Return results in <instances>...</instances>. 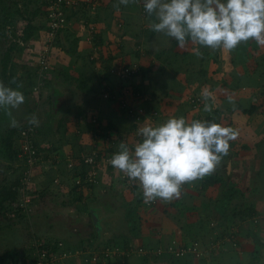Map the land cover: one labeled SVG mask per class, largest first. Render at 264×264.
Returning <instances> with one entry per match:
<instances>
[{
	"label": "crops",
	"instance_id": "crops-1",
	"mask_svg": "<svg viewBox=\"0 0 264 264\" xmlns=\"http://www.w3.org/2000/svg\"><path fill=\"white\" fill-rule=\"evenodd\" d=\"M39 1L41 8L38 7L34 12L38 11V24H34L31 20L28 21L24 13L23 23L27 21L31 24H27L25 27L22 26L23 23L19 25L24 30H26V27L29 28V25L35 27L33 37L28 40L30 45H34L35 41L43 39L44 36L43 11L45 0ZM95 1L97 2L95 12H92L90 8L70 11V19L65 35L67 42L71 41L70 35H74L73 39L78 41L79 48L85 51L93 49L92 44L89 42L90 26L87 25V22H91L90 25H94L96 28L101 27L102 30L103 25L110 35L109 38L114 36L113 30L117 28L116 24L118 22L126 24L124 29L126 32L128 30L132 32L135 26L140 25V23H147L149 29H151V18L144 19L141 14V17L139 16L140 7H142L139 0L137 3H130L128 6L120 5L119 8L113 7L117 0ZM89 18L90 21H88ZM149 31L152 32V30ZM98 35L95 42L100 43L102 34ZM159 35L167 38L165 46L171 47V56L168 61H166L167 56L165 54L156 56L153 60L155 61V67L157 65L161 68L159 73L161 77L154 76L158 70L148 72V74L144 73L146 70H144L143 63L148 58L145 53L131 55L134 59H130L132 60L131 63L133 61L140 62L143 67L142 73H144L133 79V85L139 87L144 95L151 99V103H145L148 108L160 112L161 118L153 121L149 118L137 121L129 118L124 112H120L118 120L117 117L114 120L112 116L108 115V120L103 121V115L100 117L99 113L101 107L96 105L93 112L97 114L91 113V116L98 117L97 120L101 130L98 134L93 119L91 116L88 117V113H81L80 118L76 119L62 113L61 108L64 107L67 100L61 101L60 98L69 96L71 97L70 103H74L77 96L75 98L73 94L68 95L69 89H65L64 84L55 85L56 81L54 80L56 77L59 78V75L64 76L66 80L68 79L64 75L65 71H56L57 76L51 73L53 78L47 81L44 87L46 90L40 95V98H43L44 101L48 96L49 89L52 94L46 99L49 102V108L41 115L38 110H35L30 117L35 115L40 120L45 116V118H48L47 124H52L57 119L58 131L65 125L64 128L69 129V133H65L64 129L62 130V139L64 140L65 134L68 133L73 141L69 144V149L55 148V150L53 149L55 146L50 148L48 152L50 155L49 163H52L51 158L55 154L64 155V158H80L89 154L94 145L98 147L108 145L110 146L109 152L114 154L119 151V144L124 142L134 151L135 144L142 141V137L137 135L138 129L145 124H150L153 127L162 124L167 121L165 115L168 119L180 116L188 121L197 119L198 117L194 116L195 114L189 112L191 107L186 100V96H184V92L189 91L187 89V85H190L189 81L199 91L201 90V94L203 91L212 93V99L209 101L213 105L211 114L216 117L218 124L231 127L238 133L236 139L229 142L228 155L222 158L212 174L185 184L181 196L170 202H164L157 198L146 203L138 181L122 180L124 174L119 170L113 168V166H102L97 186L80 191L78 197H76V208L73 210L72 216L69 217V225H65L64 230H61V232L54 233L55 230H53L54 232L47 234L46 237L61 241L66 248L72 250H87L88 248L96 250L106 245H117L137 250L139 248L156 250L159 248L166 249L174 241H177L181 245L198 243L206 252V255L202 258L175 259L169 254L156 257L150 253L142 252V254H138L136 251L130 257L116 258L106 264H256L258 261L257 254L260 255L258 246L264 244V46L257 45L255 41L241 43L234 50L239 53L241 59L239 56L238 59H230L231 66H229L226 62L228 58L224 57L228 53L226 50L213 51L201 47L203 58H199L192 51L196 47L195 45L189 43L184 49H181L174 39H168L167 36L161 33ZM63 36L64 34H62V39ZM20 50L26 52L24 56H27V62H21L19 72L20 74L25 73L28 77L32 75L29 80L33 84L34 75L31 74L29 68L34 65L37 66L35 58L32 54L29 56L26 49L20 48ZM161 57L162 59H160ZM178 57L187 60L185 61L186 64L184 62L182 66V68L185 66L186 70L184 79L183 77L179 79L178 77L182 76V72L176 71L178 67L175 65L179 60ZM126 58L129 59L127 56ZM110 60L116 62L114 65L118 64L113 56ZM167 62H171L170 71L169 69L166 70L163 65ZM190 65H194V69H197L195 73L193 71L191 73ZM69 75L70 73H68ZM70 78H72V75H70ZM170 78L174 79L173 84H170ZM102 79L105 81L106 77L104 76ZM104 81L103 84H105ZM184 81L186 84H184ZM56 90L61 91L63 94L55 95ZM66 91L68 92L66 93ZM55 96L58 100L56 104H54ZM229 96L232 97L234 105L229 103ZM105 99L107 98L105 97ZM106 101L112 104V106H109L111 109L113 108L116 112L119 110L117 103L110 102L109 99ZM218 107H224L225 110H220ZM79 110L85 109L80 108ZM119 117L126 118L127 124L125 123L123 126L119 124ZM63 120L66 121L61 126ZM37 129L36 140L38 146L45 149L40 141V136L43 134V129H45L44 125L39 122V128L37 127ZM109 138L112 139L111 143L108 141ZM43 158L45 162H42V165L46 166L49 164L46 162L48 158H45V156ZM228 160L232 162L230 176H227L223 170V166ZM38 173L40 175L41 170ZM44 173L47 177V180L43 179L45 187L51 186L53 180L50 177L55 179L56 176L60 177L62 183L69 184L70 187L73 184V173L66 167L65 171L61 167H56V169L50 167L49 170L45 169ZM111 178L113 180L109 182ZM48 187L40 192L42 199L43 197L45 199L49 198L47 197ZM58 191L55 193L59 195L64 193L63 188ZM86 193L89 195L87 196ZM41 198L35 199L34 216L40 209L41 203H44ZM72 206L74 205H71L70 208ZM94 207L98 213L107 208L108 213V215H104L102 211L101 218L97 214L99 219L97 223H95L91 213L95 209ZM105 216H107L106 221H104ZM100 221L109 224L105 227L104 233H102L104 226L99 228ZM115 226H117V229ZM5 228L6 226L0 225L3 232H6L4 231ZM6 233L9 234V232ZM58 233H63V238L56 235ZM0 246V259H4L2 255L8 253L5 250L8 244L3 246L0 243ZM29 251L30 248L24 256L25 258ZM24 257L12 256L10 260L25 259ZM64 264L88 263H85L84 259L79 256L70 258Z\"/></svg>",
	"mask_w": 264,
	"mask_h": 264
},
{
	"label": "rangeland",
	"instance_id": "rangeland-1",
	"mask_svg": "<svg viewBox=\"0 0 264 264\" xmlns=\"http://www.w3.org/2000/svg\"><path fill=\"white\" fill-rule=\"evenodd\" d=\"M139 4H141V2ZM40 6H41V3L39 0H0V82H2L5 86L12 87L13 89H17L21 91L25 97L24 103L18 109L12 110L13 117L18 122V127H15V128L10 127V118L6 115L3 109H0V142H1V135H4V134L8 135L11 130H20L25 124H27L28 119L33 111L38 110L41 115L43 114V112H46L48 110L49 102L46 99H48V96L52 94L50 93L48 89V96L44 101H43V98H40V95H42L46 90V88H44L46 85V82L49 79L51 80L54 74L55 76H57L56 71H59V72L65 71L64 75L68 77V79L66 80L64 76L59 75V78L56 77L55 80L53 79L54 81H56L55 85L64 84V86H66L65 89H69L70 96L71 94H73L75 98L77 96V98L74 100V103H70L71 97L69 96L67 97L66 95H65L66 98L62 97V100H65V99L67 100L66 101L67 103L64 105L63 108H61V111L63 114L68 115L69 117H72V119H76V118H80L79 115L81 116V113L85 112V113H88V117L90 118L91 113H94L93 108L96 107V105H100L101 109L99 110V113H100V117L103 115L102 116L103 121L108 120V115L110 117L112 116L114 120L117 117L116 119L118 120V115L121 114L120 112L123 113L122 108L118 104L119 110L117 112L114 111L113 108L111 109L109 107V106H112V104L107 103L108 101H106L107 99H105V96H104V92L106 91L105 89L107 88L110 82L108 81V78H106L105 81L102 79L104 76H107V75L108 77H110L109 73L107 72L108 70H106L105 66L108 63L113 62L112 63L113 65L114 63H116L114 61H111L110 58L113 56L114 60L116 59L115 61H117L118 64H121L124 66L126 62L131 63L132 60L130 59H134V57H131V55L145 53L148 58L147 60L144 61L143 65H144V70H147L151 65V61H153L156 56L165 54L167 56L166 61H168V59L171 56V53H170L171 47L165 46L167 42L166 40L167 38H165L164 36L161 37L159 33L157 34L155 33L156 36L152 37V32H148L151 29H149V26L147 23H143V24L140 23V25L135 26L132 32H130V30L126 32L124 31L126 24L121 28L119 23H123V22H118V24H116L117 28L113 30L114 36H112L111 34L112 38H109L110 35L106 32L105 27H103L102 25L103 30L101 29V27L97 28L98 33L102 34L101 42L98 45H96L97 46L96 49L94 45H92L93 49H89L88 50L89 53L88 51H85L82 48H79L78 46L79 44H77L76 51L74 54H69L64 50H61L58 47V45H56V47L53 50V54L51 55V58H52L51 68L52 69L49 73H47L44 76L45 81L43 82V85L40 87V89H42L43 92L42 90H39V88L38 89L36 88L37 89L36 90L35 86L38 85L39 83V80H38L39 68L35 65L29 68L31 71V74L34 75L32 79L33 84H31V81L29 80L30 79L29 77H32V75L28 77L26 76L25 73L20 74L19 66L21 65L22 61L27 62V56H24V53L26 52H24L23 50H20L19 45L13 42L14 38H16L15 36L16 27H13V26H19L21 23H23L24 18L19 15L21 12L23 14L25 13L28 21L31 20L34 24H38L37 18L39 17V15L34 16L33 13ZM140 14L141 16H143L144 19L150 18V17L144 16V14L141 11V7H140L139 16ZM10 18H12V23L6 26L5 19L10 20ZM27 24H31V23L26 21L23 23L22 26L25 27ZM65 37L66 36L64 34L63 41L64 43H68ZM73 37L74 35H70L71 41H69V43L72 46L75 45L74 44L75 39H73ZM105 37H107L108 39H106ZM138 43H141V46H142L141 48H138L137 46ZM7 52H9L10 54V61H9V68L7 72V77L8 76L9 77L6 79L2 75V60L4 59L3 57L5 53ZM126 56L129 59H127ZM238 56L240 58V55L238 52L234 50H232V52L228 51V53L224 55L225 58L226 57L228 58V61H226L227 65L231 66L230 59L231 60L238 59L237 58ZM178 58L179 60L175 65L176 67H178L176 71L180 73L182 72L181 73L182 76L178 78L182 79L181 77H183L184 79L186 70H185V66L183 68L182 66L184 65L183 63L187 60L182 57H178ZM160 59H162V57ZM188 64H191V63H188ZM163 65L165 69L168 70L169 66L171 65V62H167ZM15 66H18V67H15ZM190 68H191L190 69L191 73L192 71L195 73V71L197 70V69H194V65H190ZM160 69L161 68H159V66L157 65L155 67V64L152 66V72H154V70L155 71L158 70L156 71L154 76H160L159 74L161 72ZM170 70L171 69H169V71ZM51 73L53 75H51ZM68 73L72 75V78H70V75L68 76ZM13 75L15 78L18 79L22 87L14 88L12 86L10 79L13 78ZM254 80H256V78H254ZM103 81L105 82V84H102ZM169 82L170 84H173L175 81L174 79L170 78ZM184 84H186L185 81H184ZM189 84L190 85H187V89L189 91L184 92L185 94L184 96H186V100L188 104H190V107H191V110L189 112L195 114L194 116L198 117L197 119L202 120V118H205V119L212 118L214 116L213 114L206 113L203 111L204 100L202 99V95L200 93L201 90L199 91L194 86V84H192L191 81H189ZM55 93H56L55 95L59 93L63 94L61 91L58 92L57 90ZM193 98L201 99V101L197 104L195 108H193L191 105ZM80 108H83L85 110L80 111L79 110ZM218 108L223 111L225 110L224 107H218ZM94 114L96 115L97 113L95 112ZM162 114L164 115V112ZM95 115L91 116L92 119L97 117ZM27 116L29 117L26 119ZM172 116H175V115H172ZM57 117L59 118V116ZM165 117L168 120L167 115H165ZM119 118H120L119 124H121L122 126L125 125V123L127 124L126 118L124 117H119ZM158 118H161L160 115ZM47 119L48 118H45V116H43V119L39 120L40 124L44 125V128H45L43 129V134L40 136V141L45 148V149L40 148V151H41L42 156L43 157L45 156V158H46V155L49 154L48 152L50 151V148H53L55 146L53 149L55 148L69 149L70 148L69 144H71V142L73 141L71 135H68L69 129L64 128L66 125L64 127L62 126L61 130L58 131L57 119L54 121V123H52L53 125L47 124L48 122ZM150 120L153 121L154 119L150 118ZM37 127L39 128V126ZM63 129L65 130V133L68 132L67 135L65 134L64 140L61 137V133ZM99 132H101L100 128H99ZM16 140H15V144H16L15 147L19 148V135H18V138L16 137ZM64 157H65L64 155L55 154V155H52V158H51L52 163H49L50 159H47L46 162L49 164L46 163L47 164L46 166L42 165L43 164L42 162L36 165L35 169L37 170V172H36L35 180H33V183L35 184L32 186V188L35 187L36 198L38 199L41 198L40 192L43 189L48 187V186L45 187L43 185V179L47 180L44 170L45 169L49 170L50 167L54 169H56V167L57 168L61 167L62 170L65 171V167L67 168L65 164L67 158H64ZM43 162H45V159L43 160ZM18 166H16L17 171L14 172L15 167L14 168L12 167L11 169L10 162L5 161L0 154V189L3 186L9 185L11 182H14L15 178L19 174ZM39 169L41 170L40 175L38 173V171H40ZM54 178L58 179L60 181V184L59 183L56 184L54 181L51 182V186H49L51 189L48 187L49 193L47 197L49 198H46V199L45 197H43V199L41 198L42 199L41 201H43L44 203L40 202L41 203L40 209H38L37 214L33 217V219L24 217V218H19V220L12 219V221H8L0 217V225L6 226L4 231L9 232L8 234L6 232H3L0 229V235L4 234L3 236H0L2 237L0 238V243H2L3 246H6V244H8V247L5 248V250H7L8 253H6V255H2V258H4V259H0L2 260V262H5V260H7L8 257L10 256L11 257L12 256L24 257L27 251L29 250V248L31 247L33 240L35 239V235H34L35 233H37L40 238L51 239L49 237H46V235L54 232L53 230H55L54 233H57V231L61 232V230H64L63 227L65 225H69L68 224L69 217L72 216L73 210H75L76 208L75 205L77 202H75V199L76 197H78L79 192L77 191L76 187L74 189L73 184L70 187L69 184L62 183L61 180L59 179L60 177L56 176ZM113 178H111L109 182H112ZM50 179L54 180L53 177H50ZM60 188H63L64 190V193L62 195L55 193L58 190H60ZM71 205H74V206L70 208ZM68 209L71 211H69ZM95 211L97 212L96 208H95ZM102 211L104 215L106 214L108 215L107 208H105V210H102ZM102 211H100L99 213L97 212L100 218L103 215ZM106 219H107V216H105L104 221H106ZM107 225L109 224L102 223L100 221L99 228L104 226L102 233H104V230L106 229L105 227H107ZM115 228L117 229V226H115ZM56 235L63 238L64 234L58 233ZM56 238L58 237L56 236ZM51 240H54V239L52 238ZM258 248L260 249L258 250L260 255L258 256L257 254L258 261L256 264H264V257H263L264 244H260ZM0 249H1V246H0ZM119 249H122V248L120 247Z\"/></svg>",
	"mask_w": 264,
	"mask_h": 264
},
{
	"label": "clouds",
	"instance_id": "clouds-1",
	"mask_svg": "<svg viewBox=\"0 0 264 264\" xmlns=\"http://www.w3.org/2000/svg\"><path fill=\"white\" fill-rule=\"evenodd\" d=\"M137 2L117 0L113 7ZM143 8L150 18L154 17L150 20L152 31L174 39L181 49L189 43L195 45L192 51L199 58H203L201 47L232 51L249 41L264 46V0H143ZM12 83H16L15 77ZM201 95L203 111L211 113L212 93L203 91ZM24 100L21 91L0 82V109L10 118V127H18L12 110ZM228 101L234 105L231 96ZM28 123L39 126L35 115ZM137 135L142 141L135 144L134 151L121 142L109 163L130 181L139 182L147 203L157 198L164 202L179 198L185 184L212 174L228 155L229 142L238 133L212 121H188L180 116L155 127L145 124Z\"/></svg>",
	"mask_w": 264,
	"mask_h": 264
},
{
	"label": "built area",
	"instance_id": "built-area-1",
	"mask_svg": "<svg viewBox=\"0 0 264 264\" xmlns=\"http://www.w3.org/2000/svg\"><path fill=\"white\" fill-rule=\"evenodd\" d=\"M143 5V0H139ZM44 36L43 39L35 41L34 45H30L28 41L24 40L25 32L22 27L16 29V42L20 48L27 50L28 55L34 56L36 65L39 68V83L35 86V89L43 85L45 81V75L51 71L53 50L58 44V39L62 32L68 27L69 19L68 16L70 11L77 10L83 6H88L92 12L97 9V2L95 0H45L44 2ZM145 14V10H142ZM121 28L124 26L123 23H119ZM90 36L89 42L95 45V35L98 34L96 26L90 25ZM112 67L107 71L109 76V84L104 95L107 99L112 98L116 100L115 103L119 104L120 107L125 109L129 118H136L137 121L144 119H156L160 113L157 110L148 108L147 104L151 103V99L144 95V92L137 90L133 85V79L140 73L139 66L136 64H121L111 65ZM36 89V90H37ZM201 101L200 98L192 99V107L195 108ZM202 120L211 121L209 118ZM95 130L99 134V123L97 118L93 119ZM37 135V128L35 125H27L23 127L19 134V158L22 160L21 163L17 164L19 176H20V187L18 200L13 204V212L10 214V218L15 220L19 216L31 218L35 213V184L36 165L43 162L44 158L36 146L35 139ZM110 143L111 138L108 140ZM108 143V144H110ZM110 146L98 147L94 145L89 154L81 156L80 158L66 159L67 169L73 173V184L74 189L80 192L84 189H91L96 187L98 184V176L102 166H111L109 160L112 155L109 152ZM86 170L85 176L83 172ZM17 171L15 167V172ZM122 180H128L123 175ZM56 184H60L58 179L53 180ZM117 245H106L101 249L83 251V250H72L66 248L65 244L61 241L45 239L35 237L30 247V251L25 259L19 260H7L5 262L0 261V264H64L69 258L81 256L85 263L88 264H106L107 262L114 260L113 258L130 257L136 251L138 254L142 252L152 254L156 257L164 254H169L175 259H184L188 257L202 258L206 255L205 251L201 248L200 244H186L181 245L179 242L174 241L166 249L159 248L156 250L139 248L137 249H126ZM115 256V257H113Z\"/></svg>",
	"mask_w": 264,
	"mask_h": 264
},
{
	"label": "trees",
	"instance_id": "trees-1",
	"mask_svg": "<svg viewBox=\"0 0 264 264\" xmlns=\"http://www.w3.org/2000/svg\"><path fill=\"white\" fill-rule=\"evenodd\" d=\"M85 8H87L86 6H83L82 8H79V9H77V10H81V9H85ZM89 9V8H88ZM142 10H144V8H143V5H142V7H141V11ZM20 11V10H19ZM37 13H38V11L36 12V13H34L33 15L35 16V15H37ZM21 17H23L24 18V14L21 12L20 14H19ZM96 15V14H95ZM144 16L145 17H147L148 15H147V13H145L144 14ZM149 17V16H148ZM154 18V17H153ZM68 19H70V17L68 16ZM88 21H90V18L88 19ZM5 23H6V26L7 25H9V24H11L12 23V18H10V20H7V19H5ZM88 24V26H90V24H91V22H87ZM13 27H16V29L19 27V26H13ZM67 29V28H66ZM66 29L65 30H63V32H62V34H65L66 35ZM24 32H25V36H24V40L25 41H28L31 37H33V35H34V32H35V27L34 26H31V25H29V28H26V30H24ZM148 32H150V31H148ZM156 32H154V31H152V37L154 36H156V34H155ZM99 34V33H98ZM95 35V38H97L99 35ZM66 38V37H65ZM15 39V38H14ZM14 42V41H13ZM77 42L78 41H75L74 42V46H72L69 42V44H67V43H64V41H63V39H62V37L60 36L59 37V39H58V47L61 49V50H64V51H66L67 53H69V54H74L75 53V51H76V46H77ZM15 44H17L16 42H14ZM176 44H177V42H175ZM99 43H97V42H95V45H98ZM68 45V46H67ZM137 46H138V48H141L142 46H141V43H138L137 44ZM4 59L2 60V75H3V77L4 78H8L7 77V72H8V68H9V61H10V54H9V52H7V53H5V55H4V57H3ZM94 61V60H93ZM154 62L155 61H153V62H151V65H150V67L146 70V72H144L145 74H148V72H152V65L154 64ZM126 64H136V65H138L139 66V71H140V73L138 74L139 76L140 75H143L144 73H142V71H143V67H142V65H141V63L140 62H133V63H126ZM112 64L111 63H108L106 66H105V68H106V70L107 69H110L112 66H111ZM13 68V67H12ZM137 75V76H138ZM13 77H14V75H13ZM12 80H13V78H11L10 79V82H11V84H12V86L14 87V88H17L18 87V85H20V82L18 81V79L16 78V83H12ZM47 83V82H46ZM103 84V83H102ZM135 88L137 89V90H140V91H142L141 89H139V87L137 88L136 86H135ZM68 91H66V93H67ZM143 92V91H142ZM68 95H69V93H68ZM54 104H56L57 102H58V100H57V98H56V96L54 97ZM60 100L62 101V99L60 98ZM109 101L110 102H113V103H115L116 102V100H114V99H112V98H109ZM123 110V112L128 116V114H127V112L125 111V109L123 108L122 109ZM67 119V118H66ZM132 119H134V120H136V118H133L132 117ZM210 120L213 122H215V123H217L218 124V122H217V119H216V117L215 116H213L212 118H210ZM66 120H63V122H61V126L63 125V123L65 122ZM29 125H31V124H28V126ZM26 126V125H25ZM24 126V127H25ZM27 127V126H26ZM23 128V127H22ZM21 128V129H22ZM99 128H100V126H99ZM98 128V129H99ZM21 129L20 130H11L10 131V133L8 134V135H6V134H4V135H1V142H0V154H1V156L3 157V159L5 160V161H8V162H10V165H11V169H12V167L14 168V167H16V165L17 164H19V163H21L22 162V160L19 158V153H20V151H19V148L18 147H15V140H16V137L18 138V135L20 134V131H21ZM103 133V132H102ZM101 133V134H102ZM17 141V140H16ZM35 143H36V146L38 145V142H37V140L35 139ZM39 147V146H38ZM41 152V151H40ZM46 158H50V155L48 154V155H46ZM76 159H78V157L77 158H75V160ZM112 166V165H111ZM14 172H15V170H14ZM84 174H83V177L85 176V173H86V170H84V172H83ZM129 180V179H128ZM19 187H20V176L18 175L16 178H15V180H14V182H11L9 185H6V186H3L1 189H0V217L1 218H3L4 220H8V221H12V219L10 218V214L13 212V210H12V208H13V204L18 200V194H19ZM80 197H81V195H80ZM19 218H24V216L23 215H20L19 216V213H18V217H17V219L19 220ZM17 219H15V220H17ZM35 235V237H39V235L37 234V233H35L34 234ZM104 247V246H103ZM126 248V247H125ZM128 248V247H127ZM91 249H87V250H83V251H90ZM0 261H2V260H0Z\"/></svg>",
	"mask_w": 264,
	"mask_h": 264
},
{
	"label": "water",
	"instance_id": "water-1",
	"mask_svg": "<svg viewBox=\"0 0 264 264\" xmlns=\"http://www.w3.org/2000/svg\"><path fill=\"white\" fill-rule=\"evenodd\" d=\"M231 169H232V162H231V160H228V162L223 166L224 173L227 176H230ZM91 213L93 215V219H94L95 223H97V221H99V219H98V216H97L95 209H93L91 211Z\"/></svg>",
	"mask_w": 264,
	"mask_h": 264
},
{
	"label": "flooded vegetation",
	"instance_id": "flooded-vegetation-1",
	"mask_svg": "<svg viewBox=\"0 0 264 264\" xmlns=\"http://www.w3.org/2000/svg\"><path fill=\"white\" fill-rule=\"evenodd\" d=\"M91 219H92V217H91Z\"/></svg>",
	"mask_w": 264,
	"mask_h": 264
}]
</instances>
